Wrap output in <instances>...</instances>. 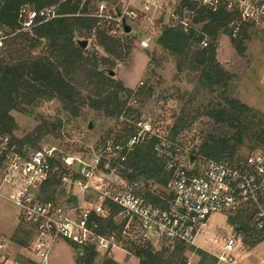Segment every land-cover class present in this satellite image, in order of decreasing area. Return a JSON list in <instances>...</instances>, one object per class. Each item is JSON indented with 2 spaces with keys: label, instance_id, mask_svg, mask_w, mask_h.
I'll return each mask as SVG.
<instances>
[{
  "label": "built area",
  "instance_id": "2783aa9c",
  "mask_svg": "<svg viewBox=\"0 0 264 264\" xmlns=\"http://www.w3.org/2000/svg\"><path fill=\"white\" fill-rule=\"evenodd\" d=\"M222 11L237 16L227 25L232 38L240 36L244 24L264 30V0H118L114 5L103 1L94 15L110 26L114 37L127 33L125 25L157 36L164 27L179 28L185 33L195 30L203 48L209 37L201 30L205 20L199 16ZM42 13L46 19L55 15L53 8H44ZM10 35L0 26V55ZM151 139L169 173L167 207L148 202L123 175L127 153ZM191 154L196 155L193 164ZM56 181L78 192L63 200L57 194L48 197ZM0 198L17 209L28 227L30 264H49L60 238L103 253L114 248L127 251V244L195 245L215 213L232 216L250 210L251 227L264 234V150L236 161L207 158L181 136L170 137L146 127L125 142L106 143L99 153L85 159L63 154L54 145L21 149L9 133L0 130ZM110 219L117 229L101 231V222ZM222 239L215 253L217 263L236 264L242 238L227 231ZM9 243L8 237L0 236V264H24L7 251ZM186 264L195 263L189 259Z\"/></svg>",
  "mask_w": 264,
  "mask_h": 264
},
{
  "label": "trees",
  "instance_id": "16d2710c",
  "mask_svg": "<svg viewBox=\"0 0 264 264\" xmlns=\"http://www.w3.org/2000/svg\"><path fill=\"white\" fill-rule=\"evenodd\" d=\"M103 1L114 5L118 0H3L0 3V26L11 34L0 55V130L9 133L12 141L21 149H30L31 146L38 149V143L44 134L34 137L30 133L23 139L16 138L13 131L17 125L10 112L24 111L22 104H31L42 96L57 99L73 115H78L79 108L86 99L91 108L108 117H118L124 112L127 117L126 125L116 134L109 133L103 139L102 146L112 138L115 142H125L139 130L138 115L127 105L128 99L137 96L147 99L152 94L153 87L143 83L136 91L127 88L109 74V68H106L109 58L81 48L75 38L77 29L91 31L97 25L99 21L94 14ZM44 8H53L55 15L46 19L42 13ZM27 10L31 13L28 14ZM236 18L235 13L225 11L200 15L199 20H205L201 30L209 37L208 46L203 48L198 45L201 37L197 36L195 30L185 33L179 28L164 27L157 36L158 45L175 57L177 70L189 71L186 75L188 82L194 84L195 95L191 100L202 91L218 93L217 100L203 107L189 110L181 108L175 115L170 134L176 135L189 128L200 115H205L212 120L213 125L202 136L197 153L207 158L230 161L235 160L238 150L245 144L264 150L261 117L253 108L230 95L234 75L216 58L219 35L224 32L231 36L227 25ZM109 29L110 26L103 23L95 32L94 41L106 52L120 55L119 49L123 45L119 38L109 34ZM250 29L256 28L244 24L240 36L232 38L233 45L239 52L245 48L243 42L248 39ZM125 48V53L129 54L130 46ZM160 61L156 59V64L160 65ZM99 62L105 67H100ZM78 72H86L88 77V94L81 99L82 103L77 101L78 92L71 82ZM42 129L48 131L46 121L36 128L37 131ZM153 146V139L137 143L127 153L123 175L128 182L135 184L136 193L148 202L167 207L171 197L150 188L152 184L165 188L169 178L164 160L156 155ZM59 186V182H54L48 190V197L57 193L63 195L65 190H58ZM230 219L237 230L244 232L245 242L255 245L261 241L251 235V230L254 229L250 227V210L238 212ZM101 224L103 232L111 233L117 229L111 219L102 221ZM21 233L29 234V230L23 229ZM14 240L20 245L26 243L17 235ZM187 247L194 249L195 246L178 245L171 254H164L155 251L151 245L127 244L128 251L139 258L138 264H186L184 251ZM78 248L80 255L77 262L94 264L97 255L95 250L90 246ZM196 251L200 256V264H215L217 261L214 255L202 248H197ZM104 264L119 263L108 258Z\"/></svg>",
  "mask_w": 264,
  "mask_h": 264
},
{
  "label": "rangeland",
  "instance_id": "374dc122",
  "mask_svg": "<svg viewBox=\"0 0 264 264\" xmlns=\"http://www.w3.org/2000/svg\"><path fill=\"white\" fill-rule=\"evenodd\" d=\"M101 27L102 23L98 22L91 31L77 29L75 38L88 40L86 47L88 52L109 58L110 62L106 68L114 70L113 77L121 81L127 88L136 91L143 83L153 87V92L147 99L141 96L128 99L127 105L133 109L136 116L138 115L140 131L148 127L152 132L160 131L170 137L175 136L170 134L171 126L175 115L181 108L185 107L189 110L198 106L203 107L209 102L217 100V92L209 94L205 91L197 94L193 100L190 99L194 95V84L188 82L186 74L189 71L180 72L177 70L175 57L158 45L156 32H146L139 26H135L128 33L120 32L117 39L119 38L123 46L119 49L121 54L115 56L96 45L94 41V34ZM248 35V39L243 42L245 48L239 52L233 45L232 37L227 33H220L217 40L216 58L224 68L234 75L230 95L237 97L241 102L257 111L264 127V30L250 29ZM127 45L131 48L129 54L125 53ZM38 52L39 49L36 50V53ZM156 59L161 60L160 65L156 64ZM99 66L105 67L100 62ZM72 78L71 82L78 92L77 101L82 103L81 99L88 94L87 74L78 72ZM88 102L89 100L86 99L80 106L78 115H73L65 110L62 104L53 97L42 96L31 104H22L21 107L24 108V111L12 110L10 112L17 125L13 135L18 139H23L30 133H33L34 137L44 134L38 143V148L54 145L63 154L89 159L101 151L102 141L109 133L116 134L122 130L127 123V117L124 112L118 117H108L96 112ZM44 121L48 123V131L46 132V129L37 131L36 128ZM90 123L92 124L91 128L89 127ZM212 125L211 119L200 115L189 128L179 131L177 136H181L187 143L190 142L192 145L198 146L202 136ZM108 142H114L113 138ZM35 149L31 146L30 151ZM258 150V148H252L249 144H245L238 150L234 161L238 158H245ZM151 186L152 190L171 197L166 188L159 185L153 186V184ZM61 189H64L65 193L63 195L57 193L59 200L69 198L72 196V192H78L77 190H68L63 185L58 188V190ZM230 217L229 214L224 213L211 215L203 233L195 240L197 245H194V249L187 247L184 251L186 261L191 259L195 264H200L197 248H202L215 256V253L220 250L219 244L223 243L222 237L226 235L227 231H232L238 234L243 241V247L240 249L236 264H264V234L251 230V235L261 241L255 245L247 243L244 241V232L233 226ZM23 229L27 230L28 227L20 219L17 209L8 201L0 199V236L4 235L10 239L7 251L11 256L24 264H30L27 260L33 257L30 252L31 237L29 234L21 233ZM16 235L25 240V245H20L14 240ZM151 246L155 251L164 254H171L174 249L163 242H155ZM124 248H127V245H124ZM95 252L97 255L94 264H104L108 258L119 264L139 263V258L128 250L114 248L106 253L96 250ZM79 255L78 245L60 238L50 253L49 264H79L77 262ZM215 264H218L217 261Z\"/></svg>",
  "mask_w": 264,
  "mask_h": 264
},
{
  "label": "water",
  "instance_id": "95a60500",
  "mask_svg": "<svg viewBox=\"0 0 264 264\" xmlns=\"http://www.w3.org/2000/svg\"><path fill=\"white\" fill-rule=\"evenodd\" d=\"M125 28V31L128 33L131 31V27L129 25H125L124 26ZM78 44L81 46V48H86L87 45H88V40L87 39H78ZM109 74L111 76H114L115 75V71L112 70V69H109ZM92 124L90 123L89 124V127L91 128ZM196 158V155L195 154H191L189 159H190V164H193V161L194 159Z\"/></svg>",
  "mask_w": 264,
  "mask_h": 264
},
{
  "label": "crops",
  "instance_id": "0c3cea01",
  "mask_svg": "<svg viewBox=\"0 0 264 264\" xmlns=\"http://www.w3.org/2000/svg\"><path fill=\"white\" fill-rule=\"evenodd\" d=\"M0 199H1V198H0ZM208 234H210V232H208ZM211 234H212V233H211ZM199 235H201V234H199ZM199 235H198V236H199ZM198 236H197V237H198ZM195 245H197V244H195ZM204 247H205V246H204ZM27 261H28L29 263H31V260H30V258H28V260H27Z\"/></svg>",
  "mask_w": 264,
  "mask_h": 264
}]
</instances>
